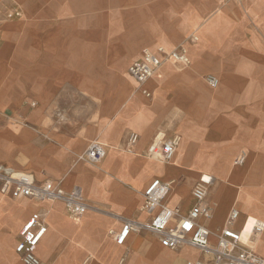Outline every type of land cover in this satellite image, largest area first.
<instances>
[{
	"label": "crops",
	"instance_id": "1",
	"mask_svg": "<svg viewBox=\"0 0 264 264\" xmlns=\"http://www.w3.org/2000/svg\"><path fill=\"white\" fill-rule=\"evenodd\" d=\"M159 47H184L188 60L165 62L146 99L127 70ZM156 132L179 138L169 162L145 157ZM94 143L104 152L95 166L84 160ZM9 173L77 188L89 206L72 219L60 203L0 193V235L15 245L30 214L45 213L42 264H209L147 230L121 246L109 231L151 221L142 194L153 180L169 184L162 204L185 215L201 175L212 178V216L200 220L211 245L231 210L238 230L264 221V0H0V174ZM254 250L264 259V230Z\"/></svg>",
	"mask_w": 264,
	"mask_h": 264
},
{
	"label": "built area",
	"instance_id": "2",
	"mask_svg": "<svg viewBox=\"0 0 264 264\" xmlns=\"http://www.w3.org/2000/svg\"><path fill=\"white\" fill-rule=\"evenodd\" d=\"M18 14V12H8L6 17L13 18ZM187 60L184 47L176 50H166L163 47L154 51L142 50L140 57L129 65L127 73L135 83L138 92L146 99H150L151 94L146 85L155 72L165 62L186 64ZM206 83L209 87L215 88L218 80L208 75ZM137 141V134L131 133L127 141L129 151H132ZM178 143L177 136L166 137L164 133L156 132L146 149L145 157L148 159L159 157L161 161L169 162L174 156ZM103 154L102 147L94 143L86 151L84 160L95 166L101 161ZM242 159L239 157L238 163H241ZM211 183V176L201 175L198 178L191 190L194 204L185 215H181L178 210H172L162 204L169 184L153 180L142 194L143 208L153 212L151 221L146 225L126 221L119 231L111 230L109 235L116 245L121 246L130 232L143 229L156 234L161 246L165 249L176 250L180 246H189L208 254L209 264H264V259L259 257L254 250V245L264 230V221L248 218L242 229L238 230L234 226L239 218L237 210L230 211L223 228L213 234L216 240L215 245L210 244L209 237L212 234L200 220H209L212 216V209L206 202ZM0 193L15 200L27 199L44 204L60 203L72 219L82 217L89 209L77 188L67 191L59 183L36 182L31 175L26 173L0 174ZM246 229L248 231L244 235ZM46 232L47 225L43 212H33L23 222L14 247V252L21 264H42L36 252ZM186 264L202 263L187 262Z\"/></svg>",
	"mask_w": 264,
	"mask_h": 264
},
{
	"label": "rangeland",
	"instance_id": "3",
	"mask_svg": "<svg viewBox=\"0 0 264 264\" xmlns=\"http://www.w3.org/2000/svg\"><path fill=\"white\" fill-rule=\"evenodd\" d=\"M15 239L6 234L0 235V264H21L14 254Z\"/></svg>",
	"mask_w": 264,
	"mask_h": 264
},
{
	"label": "bare ground",
	"instance_id": "4",
	"mask_svg": "<svg viewBox=\"0 0 264 264\" xmlns=\"http://www.w3.org/2000/svg\"><path fill=\"white\" fill-rule=\"evenodd\" d=\"M172 160V159H171ZM247 233V231H245L244 235Z\"/></svg>",
	"mask_w": 264,
	"mask_h": 264
}]
</instances>
